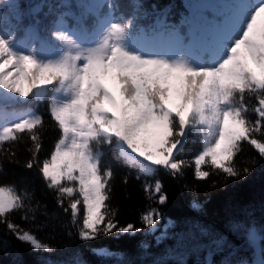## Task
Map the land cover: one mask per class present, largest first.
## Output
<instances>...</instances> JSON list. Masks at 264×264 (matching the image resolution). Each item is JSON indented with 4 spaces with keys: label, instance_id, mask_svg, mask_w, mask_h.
Returning <instances> with one entry per match:
<instances>
[{
    "label": "snow or ice",
    "instance_id": "1",
    "mask_svg": "<svg viewBox=\"0 0 264 264\" xmlns=\"http://www.w3.org/2000/svg\"><path fill=\"white\" fill-rule=\"evenodd\" d=\"M208 7L190 5L193 18L201 20L202 38L210 36L196 55L180 28L152 37L141 30L133 38L132 20L98 22L102 30L91 42L56 30L55 57L35 49L26 54L12 33L0 30V117L20 98L40 102L53 93L50 117L61 135L39 172L60 197L77 192L62 181L78 182L84 205L81 240H96L114 230L141 231L132 224L118 227L102 211L108 208L106 189L113 172L101 168V145L112 147L129 165H138L141 174L153 175L159 166L176 176L183 163L177 156L188 137L201 135L203 147L194 161L200 180L209 177V171L201 168L209 162L226 177L240 176L233 161L244 142L264 158V140L254 135L264 130V0H233L218 14L222 19L210 21L204 18ZM87 22L81 17L82 31H87L83 28ZM249 95L256 101L251 109L255 122L247 115ZM42 123L39 115H26L0 129V143L16 141L17 133L27 131L35 161L42 148L36 129ZM33 161L27 168L34 167ZM154 192L160 194L159 204H165L167 196L159 181ZM80 203V199L70 203L73 224ZM24 207L23 197L13 187L0 186V218ZM159 216L152 209L141 219L154 229ZM7 227L32 249L53 251L18 226Z\"/></svg>",
    "mask_w": 264,
    "mask_h": 264
},
{
    "label": "trees",
    "instance_id": "2",
    "mask_svg": "<svg viewBox=\"0 0 264 264\" xmlns=\"http://www.w3.org/2000/svg\"><path fill=\"white\" fill-rule=\"evenodd\" d=\"M91 2L10 0L0 5L1 16L7 18H0V30L5 35L12 33L26 54L35 49L43 56L55 57L59 46L52 33L56 30H67L91 42L102 30L98 22L132 20L133 38L138 37V26L166 34L180 28L185 42L193 40L192 54L196 55L210 36L202 38L201 20L193 18L190 5H208L204 18L210 21L214 17L222 19L218 14L233 0H106L97 9L90 7ZM81 17L88 21L83 25L87 31L81 30ZM52 94L49 92L40 102L20 98L0 117V129L26 115H39L43 121L36 129L42 148L35 154V161L34 144L27 131L17 133L16 141L0 143V186L13 187L25 204L0 218V264H260L264 258V158L244 142L233 161L240 176L226 177L209 162L201 166L209 171V177L197 179L194 161L203 147L201 135L188 137L177 156L183 163L176 176L159 166H155L153 175L141 174L138 165H129L112 147L99 146L102 170L113 172L106 189L108 208L102 211L118 227L132 224L141 231L114 230L96 240H81L84 205L78 182L62 181L77 192L72 197H60L55 189L47 187L39 172L61 135L50 117ZM246 100L248 118L255 122L257 116L251 111L255 98L249 95ZM254 135L264 140V130ZM30 161L34 162L31 169L26 166ZM157 181L167 196L163 205L158 202L160 194L154 192ZM76 199L81 203L73 224L70 203ZM152 209L160 216L157 226L149 229L141 217ZM8 223L35 235L53 251L32 249L10 231Z\"/></svg>",
    "mask_w": 264,
    "mask_h": 264
},
{
    "label": "rangeland",
    "instance_id": "3",
    "mask_svg": "<svg viewBox=\"0 0 264 264\" xmlns=\"http://www.w3.org/2000/svg\"><path fill=\"white\" fill-rule=\"evenodd\" d=\"M105 0H93V2H92V4H91V7H93V8H96L99 4H101V3H103ZM10 2V0H0V5L1 4H6V3H9ZM0 18L1 19H3V18H6L5 16H4V14H2V16H1V14H0ZM7 19V18H6ZM141 30L143 31V33H145V34H147L149 37H152V36H158L159 34H161V33H163V32H159V33H155V32H153L152 30H149V29H147V28H145V27H141V26H138L137 27V30H136V33L138 34V36L141 34ZM164 34V33H163ZM165 35V34H164ZM161 42H163V41H161ZM186 43V42H185ZM188 43H191V45H192V48H193V42L192 41H190V42H188Z\"/></svg>",
    "mask_w": 264,
    "mask_h": 264
}]
</instances>
